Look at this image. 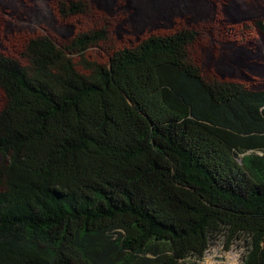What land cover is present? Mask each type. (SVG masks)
<instances>
[{"label":"trees","instance_id":"obj_1","mask_svg":"<svg viewBox=\"0 0 264 264\" xmlns=\"http://www.w3.org/2000/svg\"><path fill=\"white\" fill-rule=\"evenodd\" d=\"M197 36L148 35L104 64L85 54L107 26L0 52V264H180L220 239L264 264V87L205 78Z\"/></svg>","mask_w":264,"mask_h":264},{"label":"rangeland","instance_id":"obj_2","mask_svg":"<svg viewBox=\"0 0 264 264\" xmlns=\"http://www.w3.org/2000/svg\"><path fill=\"white\" fill-rule=\"evenodd\" d=\"M58 1L69 0H0V52L23 61V47L32 36L48 35L63 44L78 32L107 26L110 41L85 54L104 64L111 48L191 29L198 36L189 54L205 78L264 87V36L253 27V20L264 19V0H80L85 13L67 18L58 15ZM78 59L73 57L76 63ZM78 69L84 71L80 64ZM3 101L0 89V109ZM242 255L239 244L220 239L201 259L180 264H240Z\"/></svg>","mask_w":264,"mask_h":264}]
</instances>
